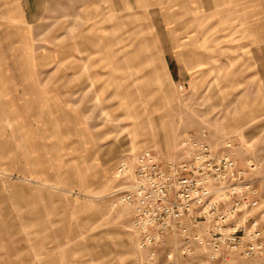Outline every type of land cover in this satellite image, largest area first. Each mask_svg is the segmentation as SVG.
<instances>
[{"label":"rangeland","instance_id":"obj_1","mask_svg":"<svg viewBox=\"0 0 264 264\" xmlns=\"http://www.w3.org/2000/svg\"><path fill=\"white\" fill-rule=\"evenodd\" d=\"M30 3L35 10L37 0ZM40 4L33 53L67 58L75 120L63 138L50 130L40 141L17 122L11 99L0 97V264H140L130 210L112 209L108 197L116 165L148 149L170 156L185 134L203 129L214 151L227 154L232 143L240 166L256 165L251 177L264 205V33L243 32L239 18L252 11L264 22V0ZM199 9L220 17L203 24ZM7 52L0 57L14 56ZM89 147L97 155L92 168ZM112 162L113 173L96 183L93 172ZM173 261L264 264V257L211 263L198 252ZM167 262L164 251L158 264Z\"/></svg>","mask_w":264,"mask_h":264},{"label":"built area","instance_id":"obj_2","mask_svg":"<svg viewBox=\"0 0 264 264\" xmlns=\"http://www.w3.org/2000/svg\"><path fill=\"white\" fill-rule=\"evenodd\" d=\"M207 129L187 133L176 152L154 150L122 159L112 209L130 210L131 231L141 264H167L203 252L211 263L232 257H264V205L256 165H239L232 143L227 154L214 151Z\"/></svg>","mask_w":264,"mask_h":264},{"label":"crops","instance_id":"obj_3","mask_svg":"<svg viewBox=\"0 0 264 264\" xmlns=\"http://www.w3.org/2000/svg\"><path fill=\"white\" fill-rule=\"evenodd\" d=\"M0 1L2 3V8L0 7V49L5 51V55H8L7 51H12V54H14L12 57L4 55L0 57V97H9L11 99L10 102L16 107L17 122H24L26 129L33 136H37L40 141L48 136L50 130H57V138H63L65 136L63 131L72 129V124L75 120L74 115L69 111V106L75 105L72 99L76 92V79H71L75 75L65 74L63 67L66 66L67 58L64 56L51 58L49 52L43 53L38 57L34 56L33 52L36 49L34 37L38 31H35L33 19L44 17L45 11L41 9L42 6L40 4L43 0H37V8L35 10L32 9L30 0ZM216 12V14L210 15L208 18L200 9L197 10L196 14L200 16V20L204 24L217 14L219 18L221 11ZM242 17L246 19L242 22V26L245 28L243 32L249 35L264 33V22L260 23L258 21L259 15L257 12L252 14V11H250L249 15L246 13L239 15V18ZM233 24L235 23L233 22ZM239 32V30L235 31V33ZM262 44H264L263 41ZM261 48L264 49V45ZM59 52L61 55L65 54L64 51ZM50 66H57L58 69L50 72ZM167 69L172 81H175L177 73L175 72V68H171L169 62H167ZM59 130H61V133ZM77 144L81 145L82 142H77ZM88 153V156L85 155L86 160L90 163L91 168L95 167L97 160L96 152L92 147H89ZM118 164L119 162L114 171L115 186L110 193L119 184L115 179ZM113 166L112 162L103 167L99 172L95 173L94 171L92 176L95 177L97 175L96 178H99L96 180V183L99 182L101 184L103 180H107L113 173ZM104 172H107L105 177L103 175ZM134 240L137 247L135 237ZM136 250L141 264L138 249Z\"/></svg>","mask_w":264,"mask_h":264}]
</instances>
